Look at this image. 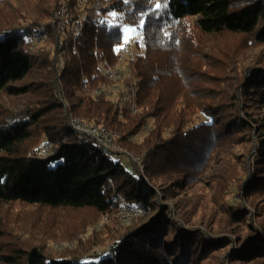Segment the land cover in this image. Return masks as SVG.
<instances>
[{
	"label": "trees",
	"instance_id": "1",
	"mask_svg": "<svg viewBox=\"0 0 264 264\" xmlns=\"http://www.w3.org/2000/svg\"><path fill=\"white\" fill-rule=\"evenodd\" d=\"M49 1L41 7L24 5L25 18L19 17L18 21L14 12L7 13L0 21V89L17 94L32 88L44 102L42 106L31 105L25 110L27 113L12 122L0 123V201L51 209L91 208L99 214L115 213L125 204L142 209L143 214L134 218V224L101 251L46 253L37 247L26 251L14 249L11 253L0 251V263L186 264L214 244H221L222 238L216 239L189 226L172 207L162 204L158 188L150 180L173 171L179 174L177 182L191 178L213 147L239 132L252 136L254 126H261L253 155L255 165L244 185L246 190L260 188L264 184V117L260 123L252 117L249 108L264 101V74L250 67V77L244 83H234L228 100H220L212 87H187L189 78L181 74L188 72L176 65L174 45L169 41L175 38L174 32L167 31V27L193 17L195 27L204 34L225 31L245 35L254 43L261 42L264 41V0H160L159 8L152 3L146 5L147 0L116 3L111 0L103 10H112L118 23L107 24L103 18L98 22L83 19L79 29H66L59 50L56 49L59 40L57 43L47 28L50 24H46L45 44L32 50L37 27L57 9L58 1ZM82 3L69 1L66 20L69 25L79 22ZM124 23L142 24L144 51L127 61L128 77L123 76L120 81L134 92V113H130L120 98L114 102L104 94L91 93L98 84L112 82L102 76L95 60L107 66L117 61L118 49L123 44L120 27ZM55 51H61L62 67L56 63ZM33 71L42 82L35 81V86H9ZM57 80L61 81L62 89ZM181 94H200L220 101L205 103L201 108L196 106L204 119L191 124V120L183 122L178 115ZM67 112L116 130V144L126 152L104 151L94 146L88 136L70 128ZM148 123L150 129L146 134L133 141ZM32 124L42 126L41 138L24 146L31 137ZM129 150L142 155L140 166L133 163ZM124 153L127 163L121 161ZM161 192L165 196L167 189ZM241 212L237 206H228L232 217ZM169 231L172 238L167 235ZM169 256H173L172 261Z\"/></svg>",
	"mask_w": 264,
	"mask_h": 264
},
{
	"label": "rangeland",
	"instance_id": "2",
	"mask_svg": "<svg viewBox=\"0 0 264 264\" xmlns=\"http://www.w3.org/2000/svg\"><path fill=\"white\" fill-rule=\"evenodd\" d=\"M57 1V9L53 11L51 17L43 19L44 21L42 20L37 27L34 33L37 35H34L31 41L32 50L41 48L45 44L47 28L54 34L58 43V40L66 37V29H74V26L79 29L83 19L98 22L103 18L107 24L118 23L116 15L115 18L111 15L114 13L112 10H103L110 5L111 0H80L83 3L79 12V22L76 21L72 25L66 22L70 0ZM112 1L116 3L119 0ZM49 2V0L0 1V21H3L1 18L11 12L17 13L16 21H18L19 17L23 16L24 5L41 7ZM147 3L146 5L152 3L155 6L157 4L162 6L160 0H147ZM62 4L66 6V12L60 21L57 10ZM11 7L14 9L11 10ZM60 22H63L62 26L59 25ZM46 24L50 26L46 28ZM120 28L122 42L126 44L128 54L118 56L117 61L109 67L121 68L123 76L128 77L127 61L134 58L136 53L144 51L142 24L124 23ZM167 29L174 32L175 38L169 41H172L171 44L174 45L177 56L176 65L179 70L188 72V75L181 74L182 77L189 78L187 87H212L216 92L215 95L221 97L220 100H228L236 85L234 83H244L248 80L250 67L251 70H255L254 72L264 74L262 72L264 71V41L254 43L245 35L225 31L204 34L195 27L193 17L176 21ZM59 46L58 43L56 49L60 48ZM56 54L58 53L55 51V58ZM95 64H100V61L95 60ZM194 74L197 76L192 77ZM128 79L131 80L130 76ZM121 80L115 82L122 85ZM35 81L42 82L33 71L21 79L10 82L9 86L18 87L28 84L35 86L37 85ZM57 84L59 89H62L60 80H57ZM123 89L131 91L127 87ZM117 95L118 93H113L111 97ZM198 95L200 98L192 94H181L178 97V115L183 122L191 120L193 124L204 119L196 106L201 108L205 103L215 104L220 101ZM38 99H40L39 102ZM42 99L41 96L37 97V92L32 91V88L30 91L17 94H11L5 88H1L0 123L16 120L18 116L27 113L25 110L30 109L31 105L35 107V103H39L38 106L44 105ZM249 111L252 112V117L261 123L264 117V101L257 103L255 107L251 106ZM99 126L104 125L99 124ZM41 128V125L32 124L31 137L23 145H32L38 141L41 138ZM149 129L148 123L132 140H140ZM262 129L261 126H254L251 131L252 136L247 134L248 132H245V135L239 132L213 147L208 152L207 160L200 164V168L197 171L193 169L194 176L191 178L177 182L175 179L179 174L173 171L155 175L150 180L158 188L159 201L172 207L189 226L199 228L202 232L215 236L216 239H223L221 244H214L197 258L186 261V264H264V226H262L264 225V184L260 188L254 186L249 190L244 187L251 168L255 165L253 155L258 142L257 134H260ZM107 130L114 133L113 140L116 143L118 132L114 129ZM165 136H167L166 133H164ZM120 148L126 152L122 147ZM129 152L135 159L133 163L140 166L142 155L134 150ZM125 156H127L126 153L122 154L123 163H127ZM162 189H167L165 196L161 192ZM232 205L242 209L239 216L232 217L228 214V206ZM122 207L115 213L99 214L91 208L51 209L18 201H0V251L11 253L14 249L26 251L32 247L40 248L46 253L57 250L73 253L85 250H90L91 253L101 251L106 249L107 244L128 226H132L135 222L134 218L143 214L140 208H138L140 211L135 212ZM171 232L174 233L172 230ZM171 232L169 231L167 235L172 238ZM253 245L256 248L252 249ZM169 258L172 261L173 256Z\"/></svg>",
	"mask_w": 264,
	"mask_h": 264
},
{
	"label": "bare ground",
	"instance_id": "3",
	"mask_svg": "<svg viewBox=\"0 0 264 264\" xmlns=\"http://www.w3.org/2000/svg\"><path fill=\"white\" fill-rule=\"evenodd\" d=\"M60 8H62V14L64 15L66 12V6L64 4H62L60 6ZM63 23H60V26H62ZM71 30H76V27L74 26V29L72 28ZM63 39H61L59 41V44L62 42ZM126 50H128L127 46H126ZM58 54H56V63L59 67H62L63 65V60L61 59V52H57ZM125 53H118V56H122ZM128 54V53H126ZM99 72L102 74V76L107 79V80H111V81H118L121 80L123 78V70L119 67H115V68H111L107 65H104L102 62H100V64L97 65ZM124 86H122L121 84L115 82L113 84H108L106 82L100 83L97 86H95L92 89V93L94 94H104L106 96L111 97L113 93H118L117 95V100L118 98H120V102L124 103L127 105V108L129 109L130 113H134L136 111V106H135V95L133 90L131 91H125L123 89ZM121 92V94H119ZM121 116V115H120ZM67 119H68V123L70 128L76 132V133H81L84 134L86 136H88V138L90 139L91 143L94 146L100 147L102 148L104 151H122V149L115 143V141L113 140L114 137V133L109 132V130H107L104 126H99V125H95L91 122H87L81 118L75 117L74 115H72L71 113L67 114ZM89 127L90 129H92V131H96V135L97 136H102L104 138V143H107V147L101 145V143L94 141L92 139V134L87 132V131H83L82 129L78 128V127ZM44 148L47 149L48 148V144L44 145ZM131 159L133 161H135V159L133 157H131ZM122 209H129V211H140L138 208H132V207H128L127 205L125 206V204L123 205Z\"/></svg>",
	"mask_w": 264,
	"mask_h": 264
},
{
	"label": "built area",
	"instance_id": "4",
	"mask_svg": "<svg viewBox=\"0 0 264 264\" xmlns=\"http://www.w3.org/2000/svg\"><path fill=\"white\" fill-rule=\"evenodd\" d=\"M57 16L58 17H60V21L62 20V16H63V14H62V8H58V10H57ZM60 23H63V22H60ZM60 23H59V25H60ZM118 53H127V50H126V44L124 45V44H122L120 47H119V49H118ZM55 60H56V58H55ZM57 62V61H56ZM98 68V67H97ZM112 98V100L114 101V102H116L117 101V96L116 97H111ZM78 127V126H77ZM78 128H80V129H82L83 131H87V132H89V133H91L92 134V139L94 140V141H97V142H99V143H101V145H103V146H105V147H107V143H104V138L102 137V136H97L96 135V131H92V129H90L89 127H78ZM136 212V211H135Z\"/></svg>",
	"mask_w": 264,
	"mask_h": 264
},
{
	"label": "snow or ice",
	"instance_id": "5",
	"mask_svg": "<svg viewBox=\"0 0 264 264\" xmlns=\"http://www.w3.org/2000/svg\"><path fill=\"white\" fill-rule=\"evenodd\" d=\"M156 7L159 8V7H161V5H160V4H157ZM111 15L113 16V18H115V15H116V14H115V13H112ZM116 26H117V25H113V27H116ZM132 31H134V30H132Z\"/></svg>",
	"mask_w": 264,
	"mask_h": 264
}]
</instances>
